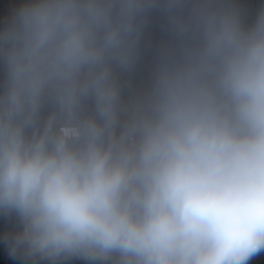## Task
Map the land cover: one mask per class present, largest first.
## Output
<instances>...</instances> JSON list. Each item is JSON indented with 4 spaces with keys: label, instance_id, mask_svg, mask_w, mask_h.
I'll list each match as a JSON object with an SVG mask.
<instances>
[{
    "label": "clouds",
    "instance_id": "1",
    "mask_svg": "<svg viewBox=\"0 0 264 264\" xmlns=\"http://www.w3.org/2000/svg\"><path fill=\"white\" fill-rule=\"evenodd\" d=\"M264 264V3L0 0V264Z\"/></svg>",
    "mask_w": 264,
    "mask_h": 264
},
{
    "label": "built area",
    "instance_id": "2",
    "mask_svg": "<svg viewBox=\"0 0 264 264\" xmlns=\"http://www.w3.org/2000/svg\"><path fill=\"white\" fill-rule=\"evenodd\" d=\"M253 3L258 7L260 4L264 3V0H253ZM86 261L73 260L71 262H66V264H85Z\"/></svg>",
    "mask_w": 264,
    "mask_h": 264
},
{
    "label": "trees",
    "instance_id": "3",
    "mask_svg": "<svg viewBox=\"0 0 264 264\" xmlns=\"http://www.w3.org/2000/svg\"><path fill=\"white\" fill-rule=\"evenodd\" d=\"M17 264H21V262L18 261ZM85 264H87V263H85Z\"/></svg>",
    "mask_w": 264,
    "mask_h": 264
}]
</instances>
